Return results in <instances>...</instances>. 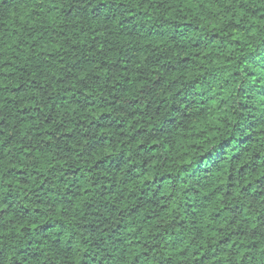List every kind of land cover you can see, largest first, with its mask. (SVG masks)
Returning a JSON list of instances; mask_svg holds the SVG:
<instances>
[{"label":"clouds","instance_id":"obj_1","mask_svg":"<svg viewBox=\"0 0 264 264\" xmlns=\"http://www.w3.org/2000/svg\"><path fill=\"white\" fill-rule=\"evenodd\" d=\"M0 264H264V0H0Z\"/></svg>","mask_w":264,"mask_h":264}]
</instances>
